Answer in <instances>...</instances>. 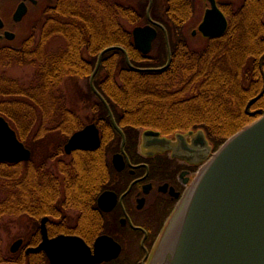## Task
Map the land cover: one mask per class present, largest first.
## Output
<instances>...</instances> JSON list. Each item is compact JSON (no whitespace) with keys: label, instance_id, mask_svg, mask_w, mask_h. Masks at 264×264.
Segmentation results:
<instances>
[{"label":"trees","instance_id":"16d2710c","mask_svg":"<svg viewBox=\"0 0 264 264\" xmlns=\"http://www.w3.org/2000/svg\"><path fill=\"white\" fill-rule=\"evenodd\" d=\"M63 3L65 6L58 18L74 27L62 26V45L55 49L51 46L55 13L46 7L39 18L43 27L41 54H32L26 59L0 57V115L8 120L32 153L31 160L24 163L25 178L20 174L19 164L5 168H9V176L2 174L1 170L5 169L0 166L3 194L0 218L7 217L12 222V218L25 217V228L17 238H23L30 246L36 243L40 217L54 214L51 206L58 207L61 200L53 183L51 161L70 131L85 123L81 114L67 105L62 84L67 79H88L96 55L108 46L123 47L133 66L143 67L142 61H147L133 45L132 28L122 23L126 20L129 25H135L144 19L146 3L115 5L106 0L103 23L99 0H63ZM194 4V0H168L158 17L170 38L172 61L167 69L133 71L126 65L122 52L113 50L104 56L95 85L105 100L113 101L111 108L120 109L123 128L143 127L163 133L201 130L217 150L229 136L264 113V94L251 101L264 90V0L241 3L228 15L226 32L221 37L204 39L206 45L201 50L192 49L183 35L184 26L194 15ZM155 51L156 56L150 57L152 64L146 65L149 68L166 62L162 38ZM84 52L88 53L87 58ZM12 66L33 67L27 88L19 90L6 81L2 72ZM82 91H78L79 99L94 97L90 88ZM95 113L100 118L107 117L101 105ZM36 146L40 149L38 154ZM97 159L80 153L67 165L64 209L73 207L83 216L86 191L98 174L94 168ZM1 242L0 235V264H47L36 254L24 256L22 250L5 251Z\"/></svg>","mask_w":264,"mask_h":264},{"label":"flooded vegetation","instance_id":"af4514ba","mask_svg":"<svg viewBox=\"0 0 264 264\" xmlns=\"http://www.w3.org/2000/svg\"><path fill=\"white\" fill-rule=\"evenodd\" d=\"M14 1L15 4L8 11L6 19L0 13V57L3 56V58L9 60L17 56H22L26 59V56H31L32 54L35 56L40 55L43 38L42 24L39 19L35 20V18L30 23H26L29 9L38 6L39 0ZM111 1L115 5L118 3L114 0ZM244 1L215 0L216 6L224 14L225 20L228 19L230 13L234 12L237 5L239 4L238 6L240 7V4ZM22 2L26 6V13L24 17L14 20L15 13ZM46 2L39 14L41 13L42 15L46 7L53 10L55 13L52 28L53 40L54 42H61L62 26L65 28L69 26L74 27V25L68 21L62 22L58 18L62 8L65 6L63 0H46ZM105 2L106 0H99V5L102 6L100 15L102 23L106 16V9L103 10ZM148 2L149 0L140 2L142 4L146 3L145 18L138 21L136 26L150 25L151 21L164 26L155 15L159 0H152L151 2L150 19L146 13L149 5ZM201 4L203 10L197 27L203 19L204 12L209 8L207 1L201 0ZM87 16L88 19L91 17L89 11L87 12ZM103 27L105 29V25ZM197 27L191 31L192 36L197 34L201 36L197 31ZM155 28L157 30V37L152 43V50L149 54L142 55L149 63L151 54L156 49V46H158L161 38L165 44V34L160 31V28ZM193 31H195L194 34ZM160 32L162 33V37L160 36ZM166 33L170 42L167 30ZM100 52L96 55L94 67ZM87 54V52H84L83 56L87 58ZM104 56H102L100 66H98L99 69L104 63ZM94 67H92L93 70ZM6 79L7 82L12 83L21 90L18 82H16L17 80L7 77ZM93 84L96 90H98L95 82ZM87 87L90 88L89 83H87ZM98 87L100 88L102 85ZM105 102L109 106L116 124L122 130L124 141L121 134L114 128L104 103L98 98L94 100L89 99L88 103H91L90 107L92 111L95 112L101 105L106 111L107 117L100 118L96 113L81 128L73 132L70 131L66 141L58 149V153L54 156L55 166L52 173L55 176L53 182L55 183V190L61 197L59 203L61 208L53 204L51 211H55V213H46L40 217L36 229L38 236L35 245H27L23 239L19 251L22 250L24 256L31 254L25 253L27 247H36V245L41 243L40 226L42 219L46 218L44 225L48 239L65 234L79 237L87 244L92 254L94 253V245L100 237L111 238L119 247L118 255L115 258L97 264H149V260L152 259L169 218H171L178 207L189 188L188 186H190L200 168L212 156L211 154L216 151L214 150V143L201 130L163 133L156 129H144L143 127L125 129L120 124V109L117 107L111 108L113 101L109 102L105 100ZM91 124H94L98 130L99 146L84 151L75 150L71 151L70 154H66L64 146L70 136ZM148 130L156 134L145 135V132ZM20 141L22 140L20 139ZM80 153L86 154L89 158L92 156L98 158L97 161H94V168L98 174L93 178L92 183H89L86 191L87 203L83 216L79 213V210L73 209V207L64 209V201H66L65 192H67L66 168L73 158ZM24 163L27 162L14 164L0 163V166H4L3 168L5 169L7 166L19 164L22 169V166H25ZM2 171L4 172L3 169ZM5 171L7 173L2 172V174L9 176V168L5 169ZM25 176L24 174L23 178ZM34 254L39 256L41 261L45 259L47 264H49V260L43 251Z\"/></svg>","mask_w":264,"mask_h":264},{"label":"water","instance_id":"95a60500","mask_svg":"<svg viewBox=\"0 0 264 264\" xmlns=\"http://www.w3.org/2000/svg\"><path fill=\"white\" fill-rule=\"evenodd\" d=\"M204 1L208 2L209 8L204 12L197 31L203 38L221 37L228 22L215 0ZM151 2L149 0L146 12L149 19ZM25 8L22 2L14 20L24 17ZM154 26L165 34L167 62L164 66L134 67L124 48L108 46L99 53L89 77L92 92L104 103L114 128L122 138V130L109 106L94 87V77L102 56L113 50L123 53L126 64L133 71L165 70L171 62V50L166 30L161 24L151 21L150 25L133 27L132 40L142 55L150 53L157 36ZM263 94L264 90L251 101ZM153 133L148 130L145 135ZM99 144L98 130L91 124L70 136L64 152L70 154L74 150H88ZM211 155L169 218L149 264H264V113L229 136ZM30 158V150L18 139L6 119L0 116V163L14 164L29 161ZM45 221L46 218H43L40 226L41 243L36 247H27L26 254L43 251L49 264H97L115 258L119 253L118 245L105 236L96 241L93 254L79 237L65 234L48 239ZM22 243L21 238L15 240L10 252H17Z\"/></svg>","mask_w":264,"mask_h":264},{"label":"rangeland","instance_id":"374dc122","mask_svg":"<svg viewBox=\"0 0 264 264\" xmlns=\"http://www.w3.org/2000/svg\"><path fill=\"white\" fill-rule=\"evenodd\" d=\"M114 1L115 2L117 1L118 3H121V4L129 5V6H136V4L140 2H145V0H114ZM165 1L166 0H159L158 9L155 11V15L157 17H161L160 12L163 11V6L166 3ZM46 3H47L46 0H39L38 6L31 7L29 9V13L26 17L27 24L30 23V21L34 18L35 20H38L39 18H41V13L39 14V12L42 6H44V4ZM194 3H195L194 4V8H195L194 15L190 18L189 22H187L186 25L184 26L183 35L186 37L188 44L192 49L201 50L202 48L205 47L206 41L198 34L195 36H192L191 31L196 29L197 24L201 18L203 7L201 4V0H194ZM14 4H15L14 0H0V13L5 19L8 16V11L11 8H13ZM238 5H237V8L239 7ZM237 8H235L234 11H236ZM122 23L126 26V28H129V29L136 26V25H129V23H127L126 20H122ZM60 45H62L61 42H54L52 43L51 46L55 49L59 47ZM157 47L158 46H156V49ZM155 50L151 54L153 57L156 56L157 54ZM150 64H152L151 61L150 63L148 61H145V62L142 61L141 65H144V66L140 68H149V66H146V65H150ZM32 70H33V67H30V66H12L9 69L6 68L5 71H3L2 73L7 78L17 80L16 82H18V86L22 90V88L28 87V84L30 83V80L33 77ZM94 78H95L94 82H96L97 77H94ZM87 83H88V79H67L64 81V83L61 86V90H63L65 95H67V100H66L67 105L70 108H72L74 111H76L77 113L81 114L83 118L82 120H84L85 122L88 119L93 118V116L96 114L95 112L92 111L90 107L91 103H88L87 99H79V97L77 96V94H79L78 93L79 89H82L83 91L86 92ZM91 99L94 100L97 98L95 96L94 97L92 96ZM39 151L40 149L36 146L35 152H37L38 154ZM54 163H55V160L51 161L52 167L55 166ZM23 170H24L23 168L20 169V174L23 175L22 177H24V174H25V171ZM3 173H7V171H4ZM20 174H19V177H20ZM1 195L3 194H1V191H0V198H1ZM10 220L11 219H8L7 217H3V216L2 218H0V235L2 238L1 246H2V249L5 251H9L10 246L16 240L17 235L21 233L22 230H24L25 228L24 225L26 223L25 217H21L19 219L16 218V220L12 218L13 220L12 222ZM6 227L8 228V230L6 229Z\"/></svg>","mask_w":264,"mask_h":264}]
</instances>
